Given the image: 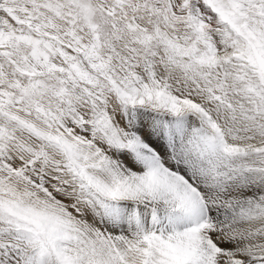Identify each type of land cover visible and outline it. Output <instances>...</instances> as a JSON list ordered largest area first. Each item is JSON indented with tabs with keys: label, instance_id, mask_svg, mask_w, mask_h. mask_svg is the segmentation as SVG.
Returning a JSON list of instances; mask_svg holds the SVG:
<instances>
[{
	"label": "snow or ice",
	"instance_id": "1",
	"mask_svg": "<svg viewBox=\"0 0 264 264\" xmlns=\"http://www.w3.org/2000/svg\"><path fill=\"white\" fill-rule=\"evenodd\" d=\"M0 264H264V0H0Z\"/></svg>",
	"mask_w": 264,
	"mask_h": 264
}]
</instances>
